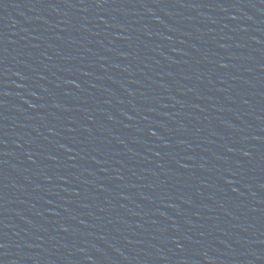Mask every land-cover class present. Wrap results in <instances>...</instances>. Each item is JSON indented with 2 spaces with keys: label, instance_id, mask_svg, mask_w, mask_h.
Here are the masks:
<instances>
[{
  "label": "water",
  "instance_id": "95a60500",
  "mask_svg": "<svg viewBox=\"0 0 264 264\" xmlns=\"http://www.w3.org/2000/svg\"><path fill=\"white\" fill-rule=\"evenodd\" d=\"M0 264H264V0H0Z\"/></svg>",
  "mask_w": 264,
  "mask_h": 264
}]
</instances>
